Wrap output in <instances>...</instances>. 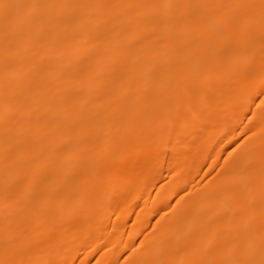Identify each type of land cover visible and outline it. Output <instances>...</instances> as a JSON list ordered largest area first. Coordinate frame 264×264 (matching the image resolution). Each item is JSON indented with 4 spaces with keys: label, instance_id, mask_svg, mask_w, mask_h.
Listing matches in <instances>:
<instances>
[{
    "label": "bare ground",
    "instance_id": "1",
    "mask_svg": "<svg viewBox=\"0 0 264 264\" xmlns=\"http://www.w3.org/2000/svg\"><path fill=\"white\" fill-rule=\"evenodd\" d=\"M0 264H264V0H0Z\"/></svg>",
    "mask_w": 264,
    "mask_h": 264
}]
</instances>
